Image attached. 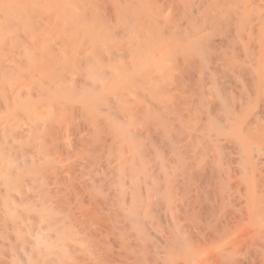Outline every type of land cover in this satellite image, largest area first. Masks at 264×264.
Here are the masks:
<instances>
[{"label":"bare ground","instance_id":"obj_1","mask_svg":"<svg viewBox=\"0 0 264 264\" xmlns=\"http://www.w3.org/2000/svg\"><path fill=\"white\" fill-rule=\"evenodd\" d=\"M148 2L158 9L143 15L147 29L126 44L137 52L106 51L110 59L104 51L108 62L122 64L112 62L107 71L93 61L92 75L100 82L111 75L113 84L77 104L78 94L72 101L66 91L77 88L79 67L72 71L66 55L57 54L63 62L52 65L45 54L53 52L45 53L49 65H33L0 34V102L6 112L24 97L20 106L29 115L25 128L10 119L0 125V264H264V0ZM33 6L6 10L22 17L27 8L34 20L41 12ZM25 19L31 28L33 20ZM175 27L191 31L181 32L187 37L181 51L170 48L169 35L168 49L156 45L160 55L147 56L152 53L143 50ZM21 68L36 72L30 81L37 91L28 81L27 89L12 84ZM177 72V83L164 87L163 79ZM153 105L159 121L146 126L149 115H138L140 127H128L130 115ZM103 107L106 115L119 112L115 120L108 116L113 125ZM88 111L108 122L101 120L104 129L94 140L82 126ZM77 148L81 159L74 155L77 162L65 165Z\"/></svg>","mask_w":264,"mask_h":264},{"label":"rangeland","instance_id":"obj_2","mask_svg":"<svg viewBox=\"0 0 264 264\" xmlns=\"http://www.w3.org/2000/svg\"><path fill=\"white\" fill-rule=\"evenodd\" d=\"M44 1V2H43ZM28 2V4H26V3ZM34 3V5L35 6H33V4H31V3ZM21 3H22V5H21ZM23 3H25V5H23ZM30 3V4H29ZM19 4L21 5V6H19ZM36 4H37V7H36ZM39 4V5H38ZM27 5H29V6H31V7H27ZM5 6H7V7H5ZM27 7L28 8V10L30 11V8L32 9V11H33V9L34 8H32V6L33 7H35V8H38L39 9V11L41 12V14H38V17H36V19H34L33 20V17H34V15L33 14H36V13H34V12H32V14H31V12H30V14H29V12H28V10H27V8H24V11H27L25 14H24V16H27V13H28V15H33L32 16V18H30V17H24V16H22V17H17V16H21L22 15V13L20 12V13H15L16 11H13L14 12V15H12V14H10L9 15V13L7 12V10L6 9H8V8H12V9H14V10H16L17 8H19L21 11L23 10V7ZM17 7V8H16ZM21 7H22V9H21ZM3 9H5V10H3ZM26 9V10H25ZM38 9H36V10H38ZM149 9L151 10H154V11H156V9H158V6H157V4H154V3H146V0H0V34H2V35H4V36H6V37H8V38H6L5 39V42H7V43H9V44H11L10 46H11V48H12V50H13V52H15L16 51V53H17V55H21V58L22 59H32V60H34L35 62H33V65L35 64V63H38V65L40 64V66H43V67H45V65L47 64V65H49V63L47 62L46 64H45V59H46V56L48 57V59L47 60H49V61H51L50 63L52 64V61L54 62H59L60 61V59H61V55L63 56V54H64V56L66 55V58H64L63 57V60H65L66 59V62H67V64L69 63V65H71V67L72 66H74V67H72L73 68V70L72 71H74L75 72V67L77 66V67H79V68H81V69H79V71L81 70V78H79V76H77L76 77V75L78 74V69H76L77 70V72H75V73H77V74H75V73H73L74 75H73V77H75V85H78L79 86V88H80V85H82V79H89L88 80V82H92V83H90V84H88L89 85V88H88V85H86V86H84L85 87V89H84V91H82V89L80 88H78V86H77V88L75 89H71V88H67V89H71L72 91H66V92H71L72 93V97H69V98H72L71 100L73 101V100H75L76 98H78V99H76L75 101H73V102H75L74 104H77L80 100H84V99H82L83 97L85 98V96L88 98V97H90L91 95H92V93H93V95H94V97L96 96V94L97 95H102L103 93H106L107 91H100V89L102 88V87H104L105 86V88H108V86H109V88H110V85L109 84H113V82H112V79H111V75H106V83H104L105 82V80L104 81H101L100 82V80H98L94 75H92V74H94V72H93V70L95 71V69H94V67L96 66H98L97 64L95 65V63H99L100 65H102L103 67H107V68H105V69H107V71H109V68H108V66L111 64V65H114L113 63H115V65L114 66H117V67H119V65H121L122 64V62L120 63V64H116V63H118V62H120V61H118V62H116V60L114 61L113 59V61H109L108 62V58H105V56H106V54L107 55H109L108 54V52L106 53V51H111L110 52V54H112V53H115L117 50H119L118 52H117V54H113V56H117L118 57V54H120L121 52H123V51H125V52H128L129 53V51L132 53L134 50L133 49H135L133 46L130 48L129 46H131V43L129 42V40L131 39V37H132V35H134V34H136V33H139V32H141V33H139L140 34V36H142V34L144 33L143 31H145L146 29H147V22H146V19L145 18H143V15L144 14H146L147 15V11H149ZM35 10V9H34ZM3 11H5V12H7L8 14H6V15H3L4 13H3ZM8 11H10L11 12V9H8ZM39 11H37V12H39ZM145 11V12H144ZM12 12V13H13ZM17 12H18V9H17ZM23 12V11H22ZM24 13V12H23ZM18 14V15H17ZM21 14V15H20ZM17 15V16H16ZM112 15H114L113 17H112ZM9 16V17H8ZM35 16H37V15H35ZM9 19H12V20H9V23H8V25L6 24L7 22H6V20H7V18ZM14 17H16V18H18L19 19V23L20 22H22V23H20V24H22L23 25V28L24 27H27V24L26 23H23V20L25 19L26 20V22L27 21H30V19H31V21L32 22H34V23H32V22H28V26H31V28H28V30H24L23 28H21L20 27V25H17V24H19L17 21H18V19L16 20ZM22 18V20H20ZM24 18V19H23ZM35 18V17H34ZM111 18V19H110ZM114 18V19H113ZM113 19V20H112ZM14 20H16V22L14 21ZM12 21H14V24H12ZM113 21V22H112ZM146 23H145V22ZM25 22V21H24ZM5 24L9 27H5ZM10 24V25H9ZM14 25V26H12V25ZM32 24V25H31ZM137 24V25H136ZM21 25V26H22ZM25 25V26H24ZM145 27V28H144ZM178 28V27H177ZM141 29V30H140ZM176 29V27L174 28V29H170L169 31V33H168V37L167 36H164L163 35V37L161 38V39H163L162 40V42L161 43H164V45L162 46V44L160 43V41H158L157 39H159L158 37H159V35L156 37V35H154L155 33H153V32H148L149 33V35H153V36H155L154 38L156 39V41L154 40V38H151V41L153 40V41H155V42H153V43H151V41H150V43H151V45L153 44L154 45V43H155V45L153 46V49L152 48H148V49H145V50H143V48H142V50L144 51V52H150V53H152V54H147V56H150V55H154V56H158V55H160V53H161V51H163L164 50V48L163 47H165V48H167L168 46H166V45H169V41H167V38H169V35H171L170 36V45H171V47L170 48H172V46H173V48L175 47L176 48V50L178 49V51H181V49L180 48H182V46H181V43L182 44H184L185 43V40H186V38L187 37H185V40H184V37L183 36H185V35H187L186 34V32L187 33H191V31L189 30V32L188 31H186L185 29H183V28H180V30L179 29H177V30H175ZM181 29H183L182 31H181ZM171 30H175L176 32H173V34H172V32H171ZM178 30L180 31V33L178 32ZM184 31V32H183ZM186 31V32H185ZM156 32H158L157 30H156ZM160 32V31H159ZM179 34H178V33ZM181 32H182V35L183 36H181L180 34H181ZM148 33H146L145 32V34L147 35ZM166 33V34H167ZM176 33V34H175ZM185 35H184V34ZM158 34H160V35H162L161 33H158ZM175 36H177V38L178 39H173ZM9 37H12L13 38V40H12V42H11V40H9ZM150 37H152V36H150ZM166 37V38H165ZM140 38H142V37H140ZM166 40H165V39ZM172 38V39H171ZM176 38V37H175ZM160 39V40H161ZM168 39V40H169ZM183 39V40H182ZM165 40V41H164ZM182 40V41H181ZM167 41V44H165V42ZM173 41V42H172ZM128 42H129V46L128 45H126V44H128ZM158 42V43H157ZM178 42V43H177ZM179 42H181L180 44H179ZM184 42V43H183ZM173 43H174V45H173ZM176 44V45H175ZM177 44H179V46H177ZM156 45H158V46H161V47H159V49L160 48H163V49H161V51H160V53H158L159 52V49L158 50H154V49H156L155 47H156ZM126 46V47H125ZM99 47V48H98ZM142 47H144V45H142ZM151 47V46H150ZM178 47V48H177ZM121 48H123L122 50L123 51H121L120 49ZM146 48V47H145ZM169 48V49H170ZM192 48V47H191ZM196 47H193L192 49H194V50H196L195 49ZM55 49V50H54ZM60 49H61V52H60ZM117 49V50H116ZM168 49V48H167ZM166 49V50H167ZM93 50H95V51H100V52H102L101 54H100V52H96L97 53V57H96V59H99V60H96L95 58V60H93V57H95L96 56V53L95 54H93V56L91 55L94 51ZM116 50V51H115ZM128 50V51H127ZM135 50H137V48L135 49ZM139 50V49H138ZM147 50H150V51H147ZM151 50H153V51H151ZM175 50V51H176ZM183 50V49H182ZM69 51V52H68ZM105 51V52H104ZM115 51V52H114ZM50 52H53L54 54H56V58L55 59H52V58H50V56L52 55V57L54 58L55 56L53 55V53H50ZM74 52V53H73ZM106 53V54H104V53ZM137 51H135V52H133V54L134 53H136ZM153 52H154V54H153ZM156 52V53H155ZM19 53V54H18ZM45 53H50L49 55L50 56H48L47 54H45ZM62 53V54H61ZM67 53H73L72 54V56H74V54H76L74 57H70V55L71 54H67ZM179 53V52H178ZM27 54V55H26ZM44 54L46 55L45 56V59H44ZM57 54H61V55H59V57H58V55ZM101 55L102 57H100V56H98V55ZM103 54H104V56H103ZM20 55H19V57H20ZM78 55H80V56H78ZM33 56V57H32ZM90 56H92V57H90ZM110 56V59L111 58H113L112 57V55H109ZM108 56V57H109ZM99 57V58H98ZM117 57H116V59H117ZM72 58V59H71ZM75 58H78V59H75ZM87 58V59H86ZM90 58H92V60L90 59ZM103 58H105V60H107V61H103ZM68 59V60H67ZM100 59H101V62H100ZM46 60V61H47ZM70 60V61H69ZM78 60V63H79V65L81 64L82 65V67H81V65L80 66H78V64L77 63H75L76 61ZM87 60H89V62H86ZM90 60H91V62H92V66L91 65H87V63L89 64H91V62H90ZM118 60H120L119 58H118ZM150 60H152L153 61V59H149V61ZM42 61H43V63H42ZM69 61V62H68ZM73 61V62H72ZM95 63H94V62ZM103 61V62H102ZM61 62H63L62 61V59H61ZM72 62V63H71ZM86 62V65L84 64ZM111 62V63H110ZM113 62V63H112ZM41 63L43 64V65H41ZM75 65H74V64ZM93 63H94V65H93ZM45 64V65H44ZM55 64V63H54ZM77 64V65H76ZM109 64V65H108ZM53 65V64H52ZM35 66H37V65H35ZM35 66L33 67L32 66V70H34L35 69ZM86 67V66H88V68L86 67V68H84V67ZM89 67H91V68H89ZM95 67V68H96ZM34 68V69H33ZM71 68V69H72ZM84 68V69H83ZM93 68V69H92ZM24 69H26L27 70V72L29 71V69L28 68H21V70H20V72L22 73H19V75H18V77H17V75L16 76H14V77H16L17 78V80L20 82H17V80L16 79H14V78H12L10 81L12 82V84H14L13 83V81L15 80V82H16V86L19 84H22L23 83V86H24V88H25V84L27 83L26 81H28L29 83H27L26 85H28V86H30L29 84L31 83V78L30 77H32V73L31 72H29L30 74L29 75H25V73H27L26 72V70H24ZM83 69V70H82ZM89 69H90V72H92V73H89L90 75L88 76V71H89ZM45 70V69H44ZM43 70V71H44ZM87 70V71H86ZM23 71H24V75H23ZM86 71V72H85ZM19 72V71H18ZM46 72V71H45ZM82 72H84L85 73V76L83 75L84 73H82ZM36 73V72H35ZM35 73H33L34 74V77H36L35 76ZM80 74H78V75H80ZM23 77H22V76ZM43 75H44V73H43ZM46 76H48L47 74H45ZM43 76V77H46V76ZM84 77H83V76ZM93 77H92V76ZM176 75L178 76V72L177 73H174V74H172V76H167V77H165L163 80L165 81V82H163L162 83V85H164V87H166V86H168V84L166 83V82H169L170 84L169 85H171V84H175V82H176V80L177 79H180V78H178V77H176ZM26 76V77H25ZM28 76H29V78H28ZM87 76V77H86ZM91 76V77H90ZM86 77V78H85ZM172 77H175V78H172ZM19 78V79H18ZM22 78H23V80H22ZM33 78V77H32ZM37 78V77H36ZM78 78V79H77ZM91 78V79H90ZM109 78V79H108ZM168 78H169V80H168ZM171 78V79H170ZM34 79V78H33ZM38 79V78H37ZM36 79V80H37ZM81 79V80H80ZM36 80H35V83H36ZM108 80L110 81V82H108ZM166 80H168V81H166ZM78 81H79V83H78ZM97 81H99L100 83V88H99V84H97L96 85V83H97ZM175 81V82H174ZM178 81V80H177ZM24 82H26V83H24ZM108 82V83H107ZM18 83V84H17ZM34 83V80H33V82L31 83V85L32 86H30V88H32L33 90L34 89H36L35 91H37V89L39 88V86H38V88H34V85L35 84H33ZM37 83L40 85V84H42V81L41 80H39V81H37ZM36 83V84H37ZM69 83V82H68ZM95 83V84H94ZM177 83V82H176ZM108 86H107V85ZM19 85H18V88H19ZM15 86V87H16ZM23 86H20V90H23L24 88H23ZM6 87H8L7 85H6V83H5V85H4V88H6ZM29 88V89H30ZM92 88V89H91ZM25 89H27V88H25ZM31 89V90H32ZM78 89L80 90V91H78ZM89 89V90H88ZM30 90V91H31ZM73 90H75V91H73ZM86 90V91H85ZM97 90V91H96ZM103 90V89H102ZM25 91V90H24ZM34 91V92H35ZM89 91H90V93H89ZM98 91L99 92H101V93H99L98 94ZM162 91V90H161ZM77 92V93H76ZM73 93L74 94H78L77 96H73ZM79 93H83V96H82V94H79ZM88 94H89V96H88ZM91 94V95H90ZM153 94V93H152ZM92 95V96H93ZM91 96V97H92ZM153 97H155L154 95H152ZM151 96V97H152ZM20 97V96H19ZM73 97H75V98H73ZM151 97L150 98H148V99H151ZM153 97H152V99H153ZM23 99H21V101H20V104H19V101L17 100L16 102L19 104H17V106L18 107H15V108H13V107H11L10 108V106H9V111L8 110H6V112H5V108H3L4 107V104H3V106H2V104H1V102H0V125H1V123H2V125H1V127L4 125V121H5V119H10L11 120V122L12 123H14L15 121H16V123H18L19 125H21V122H22V124L23 125H21V127L23 126V128H25V124L27 123V119H26V117L27 116H25V115H28V113L26 112L27 110H22V106H23V108H24V104H23V102L24 101H22V100H24V97H22ZM93 98V97H92ZM97 98V97H96ZM25 100H26V98H25ZM79 100V101H78ZM89 100V99H88ZM69 102V104H70V102H71V104H72V101H70V100H68ZM78 101V102H77ZM26 102V101H25ZM10 103V102H9ZM80 103V102H79ZM149 104L151 103V100H149V102H148ZM16 104H15V106H16ZM22 104V106H20ZM68 104V105H69ZM70 104V105H71ZM73 104V105H74ZM10 105L11 106H13L12 105V101H11V103H10ZM143 105H145V104H143ZM2 106V107H1ZM19 107H21V108H19ZM11 109H13L14 111L17 109V113H22V115H16L15 113H13V111L11 110ZM21 109V110H20ZM151 109V110H150ZM148 111L146 110L145 112L144 111H142L141 113H139V114H134V115H130L131 116V118L129 117V119H128V116H129V114H128V116L126 117V119L125 120H129L128 121V127L129 126H133V127H140L139 125H140V123L141 122H143V117H146L147 116V114L150 116H147L146 118H145V121L147 122V123H149L148 125L146 124V126H149L150 125V123L154 120H157V121H159V118H160V113H161V111H159L160 109L156 106V105H153V106H151V108H150ZM152 109H154L153 111H152ZM74 111V113L76 114V113H78V111L76 112L75 110H73ZM73 111H70V113L72 112V114L74 115V113H73ZM158 113H157V112ZM106 112H107V110L105 109V107H103V109H102V113L104 114V115H106ZM6 113H8V114H6ZM69 113V114H70ZM88 113V114H87ZM86 113V117H88V118H86L85 120H84V122L82 123V126L83 127H85V129H86V133H88V131L90 132V133H88V135H87V137H90V136H92V137H90V138H92V140H94V139H97V136H98V134L100 135V134H102V132H101V129H104V127L102 126L103 124H101V123H103V122H109V124L110 123H112L111 122V120H109V119H111V118H109V117H112L113 116V119L115 120V117H119L120 118V115H119V112L118 111H116V112H112L111 111V113L110 114H108V115H106L107 116V121H104V120H102V117H104V115H102V113H101V115H102V117H98V115H96L95 116V114L93 115V116H91V112H87ZM90 113V114H89ZM71 114V115H72ZM145 114V115H144ZM152 114V115H151ZM160 114V115H159ZM8 115V117L6 118V116ZM71 115H70V117H71ZM88 115H90V116H88ZM112 115V116H111ZM143 116L142 118L141 117H139V116ZM154 115V116H153ZM21 118H20V117ZM29 116V115H28ZM95 116V117H94ZM105 116V117H106ZM109 116V117H108ZM157 116V117H156ZM89 117H90V119H89ZM94 119H93V118ZM104 117V118H105ZM135 117H136V119H135ZM2 118V119H1ZM101 118V119H100ZM103 118V119H104ZM132 118H133V120H132ZM151 120H149V119ZM152 118V119H151ZM24 119V120H23ZM25 119H26V121H25ZM77 119V118H76ZM87 119H88V121L89 120H91L90 122H88L87 123ZM96 119H98L97 121H96ZM113 119H112V121H113ZM131 119V120H130ZM138 119V120H137ZM4 120V121H3ZM78 120V119H77ZM77 120H75V121H77ZM103 122H102V121ZM105 120H106V118H105ZM148 120V121H147ZM133 122V124H132V122ZM150 121V122H149ZM156 121V122H157ZM107 122V123H108ZM114 122V121H113ZM130 122V123H129ZM90 123H92V125L95 127H93ZM97 123V124H96ZM98 123H100L99 124V126H98ZM145 123V122H144ZM85 126H84V125ZM86 124H88V125H86ZM143 124V123H142ZM90 125H91V127H90ZM100 125L103 127H100ZM110 125H113V123L112 124H110ZM114 125H117V121H116V123L114 122ZM145 125V124H144ZM105 126H106V124H105ZM118 126H119V124H118ZM143 126V125H142ZM1 127H0V129H1ZM88 128V129H87ZM89 128H90V130H89ZM91 128H94V129H91ZM99 128V129H98ZM95 129H96V131H95ZM95 133L94 135H93V132ZM92 133V134H91ZM91 134V135H90ZM95 135H97V136H95ZM72 137H74V135L72 136ZM96 137V138H95ZM90 138H89V140H90ZM91 140V141H92ZM24 141V140H23ZM22 142V141H21ZM23 143H25V142H23ZM26 144V143H25ZM79 148H77V153H72V155H69L68 157L71 159L74 155V157L72 158L73 160H75L74 158L76 157V155H77V157L78 158H80L81 159V157H82V154L84 153V151H82L83 153H81V148H80V150H78ZM71 154V153H70ZM71 156V157H70ZM81 156V157H80ZM68 157H66L65 159H67ZM76 157V159H77V161H79L78 160V158ZM69 159V160H70ZM72 159L69 161L68 159V162L66 161V160H64V162H65V165H66V163L67 164H70V165H72V163H73V161H72ZM76 161V162H77ZM63 162V163H64ZM75 161H74V163H76ZM52 162H49L47 165L49 166V167H53V166H55L53 163L51 164ZM63 163L61 164V165H63ZM73 163V164H74ZM53 165V166H52ZM56 168V167H55ZM0 240H2V238H0ZM197 256V254H195V256H193L194 258ZM198 256H199V252H198ZM197 256V258H199Z\"/></svg>","mask_w":264,"mask_h":264}]
</instances>
